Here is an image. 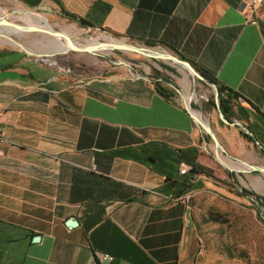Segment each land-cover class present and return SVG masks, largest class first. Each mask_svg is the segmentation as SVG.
<instances>
[{
    "label": "crops",
    "instance_id": "0c3cea01",
    "mask_svg": "<svg viewBox=\"0 0 264 264\" xmlns=\"http://www.w3.org/2000/svg\"><path fill=\"white\" fill-rule=\"evenodd\" d=\"M6 1L175 50L238 94L254 142L229 125L227 154H264V4L253 25L250 0ZM61 66L0 54V264H196L197 200L226 186L186 84L159 70L87 78ZM238 171L229 181L241 193Z\"/></svg>",
    "mask_w": 264,
    "mask_h": 264
},
{
    "label": "rangeland",
    "instance_id": "374dc122",
    "mask_svg": "<svg viewBox=\"0 0 264 264\" xmlns=\"http://www.w3.org/2000/svg\"><path fill=\"white\" fill-rule=\"evenodd\" d=\"M29 16L33 21L36 19L35 16L46 18L53 31L66 32L72 43L78 47H87L93 42L100 44L119 41L146 48L147 52H165L182 58L171 48L126 40L116 34L82 27L78 22L79 25L76 21L63 16L61 11L58 12L47 6L27 9L13 2L0 0V17L3 20L30 26L26 21ZM14 30L17 29L14 28ZM56 38L53 34L34 30H19L12 33L10 37L0 33V54L21 51L30 57L61 63L67 66L70 71L87 78H102L108 75L128 76L130 67H133L139 74L144 71L156 74L159 70L165 76H172L174 82L186 84L189 93L184 105H187L186 100L191 97L188 104L190 110L200 114L205 122L203 123L211 128L222 147V150L217 151L219 156L217 158L216 147L211 136L199 122L194 120L205 132V136L212 146L211 157L208 161L218 169L215 171V177L226 186L219 191H205L197 200L200 243L196 264H264V172L252 169L250 173L245 172V169L250 166L264 167V154L257 147L252 148V146L244 147L242 151L239 148L238 152L241 154L236 160L227 154L225 148H231V143H229L231 135L227 130L232 127L234 130H238L239 134L240 131H244L249 135H251V131L236 116L232 115L227 119L217 108L216 103L219 99L216 102L213 86L194 78L189 71L177 63L128 50L109 47L94 51L70 48L64 52H50ZM61 40L67 43L65 38H61ZM168 73L170 75H167ZM220 111L223 118L232 123L231 125L221 119ZM240 136L244 138L241 134ZM250 142H254V139ZM234 144L232 146H238L236 141ZM245 157L250 158L251 162L245 161L243 159ZM190 169L192 174H197L196 171H193L194 169ZM236 169H239L237 187L246 186L244 188L254 195L237 193L233 185H230V175L235 176Z\"/></svg>",
    "mask_w": 264,
    "mask_h": 264
},
{
    "label": "water",
    "instance_id": "95a60500",
    "mask_svg": "<svg viewBox=\"0 0 264 264\" xmlns=\"http://www.w3.org/2000/svg\"><path fill=\"white\" fill-rule=\"evenodd\" d=\"M4 24H12L11 22H8L6 20L3 21ZM14 25L16 28H18V30H22V31H38V32H42L39 28L37 27H32V26H22V25H19V24H12ZM53 35L55 36H63V34H61L60 32H55L53 33ZM64 37V36H63ZM69 48L73 49V50H80V51H94L97 49L96 46H87V47H78L76 45H74L71 41V39L67 36L64 37ZM109 47L110 48H113V49H119V50H128V51H132V52H137L139 54H142V55H146V56H150V57H154V58H162L164 60H168V61H172L174 63H177L178 65H180L182 68L186 69L187 71H189L191 73V75L194 77V78H197L207 84H210L213 86V88L215 89V95H216V102L218 100V90H217V86L216 84L211 81L209 78H207L205 75H203L202 73L199 72L198 69H196L188 60L186 59H183V58H180L178 56H175L173 54H170V53H165V52H147V49L146 48H143V47H137L135 45H132V44H127L125 42H119V41H114V42H111L109 43ZM216 106L217 108L220 110V107H219V101L216 103ZM185 108L186 110L190 113V115L193 117V119L196 121V122H199L201 124V126L204 128V130L211 136L213 142H214V145L216 147V156L217 158L219 157L218 154H217V151L220 149L222 150V147L219 143V141L217 140L215 134L213 133V131L211 130V128L204 124L201 119H198L193 113L192 111L190 110V107L189 105H185ZM220 116H221V119L226 123V124H232L231 122H229L228 120L224 119L223 116H222V113L220 111ZM250 169L252 170H261L264 172V167L262 168H258V167H255V166H250Z\"/></svg>",
    "mask_w": 264,
    "mask_h": 264
},
{
    "label": "trees",
    "instance_id": "16d2710c",
    "mask_svg": "<svg viewBox=\"0 0 264 264\" xmlns=\"http://www.w3.org/2000/svg\"><path fill=\"white\" fill-rule=\"evenodd\" d=\"M61 14L71 20H74L76 22H78L82 27H87L88 23H86V21H84L82 18L77 17L74 14H71L65 10L61 11ZM149 45H153L150 43H147ZM198 69V68H197ZM200 73H202L203 75H205L207 78H209L211 81H213L216 86H217V90H218V99H219V107L220 110L222 111V113L225 115V117L227 119H229L232 115L238 117L239 119H246V114L244 113V111L238 107L237 112L236 113L234 111V106L232 104V99L234 98H238V94L228 88H226L225 86L221 85L211 74H209L208 72H206L205 70L202 69H198ZM214 104V103H213ZM247 129L250 131V129L247 126ZM240 134L247 140L252 141V136H250L248 133L244 132V131H240ZM195 171V170H193ZM241 194L242 195H254L252 192L246 190V189H242L241 190Z\"/></svg>",
    "mask_w": 264,
    "mask_h": 264
},
{
    "label": "bare ground",
    "instance_id": "6f19581e",
    "mask_svg": "<svg viewBox=\"0 0 264 264\" xmlns=\"http://www.w3.org/2000/svg\"><path fill=\"white\" fill-rule=\"evenodd\" d=\"M35 17H36V19L33 21V19L29 16V18L26 20V21H28L27 22V25H30L32 27H35V26L37 27L38 26L37 28H39L42 32H45V33H50V34L55 33V31L52 30L53 28L47 22L46 18L39 17V16H35ZM3 21H4L3 18L0 17V25H6V26H9V27L0 26V33L1 34L3 33V35H6L7 37H10V35L12 33H16L17 31H19L18 28H16L14 25H12L14 23L11 22L12 24H9L8 25V24H4ZM25 27H27V26H25ZM14 28L17 29V30H14ZM60 33L63 34L64 37L65 36L69 37L66 32L65 33L60 32ZM63 36H56L57 38L55 39L54 47L52 49H50V52L51 51L52 52H64V51H67L68 49H70L69 46H68V44L65 43V42H63L61 40V38H64ZM58 37H60V38H58ZM97 44H95V45H89V46H96L97 49L109 48V43H100L98 45ZM188 100L190 101L191 98H189ZM191 111H192V109H191ZM194 114L197 117H200V114L199 113L195 112ZM198 119H201V121L204 122L202 120V118H198Z\"/></svg>",
    "mask_w": 264,
    "mask_h": 264
},
{
    "label": "built area",
    "instance_id": "2783aa9c",
    "mask_svg": "<svg viewBox=\"0 0 264 264\" xmlns=\"http://www.w3.org/2000/svg\"><path fill=\"white\" fill-rule=\"evenodd\" d=\"M264 4V0H250L248 3L244 4V16H245V22L246 23H250V24H257L258 23V19H259V12H260V8L263 6ZM65 69H68L67 66L63 65L61 66ZM1 116V114H0ZM7 139L5 138L4 132L2 130V128L0 127V145L7 143ZM2 155V152L0 150V156ZM189 171H191L190 168H188L187 166H183L180 169V174H186ZM193 176H195V174H192ZM97 259L99 261H104V260H111L112 257L107 254V253H98L97 254Z\"/></svg>",
    "mask_w": 264,
    "mask_h": 264
}]
</instances>
